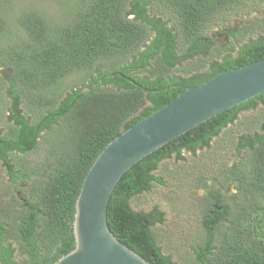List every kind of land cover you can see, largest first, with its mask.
Wrapping results in <instances>:
<instances>
[{
  "label": "trees",
  "instance_id": "trees-1",
  "mask_svg": "<svg viewBox=\"0 0 264 264\" xmlns=\"http://www.w3.org/2000/svg\"><path fill=\"white\" fill-rule=\"evenodd\" d=\"M37 1L16 8L18 0H0V164L8 181L1 197L10 200L0 204V264H53L68 254L76 198L109 142L175 100L184 87L264 59V16L240 29L234 43L243 44L234 58L214 59L234 50L233 42L214 50L203 43L212 23L237 10L259 14L264 0H52L65 6L57 15L37 8ZM209 49L207 59L196 56ZM178 67L184 76L171 75ZM73 74L81 76L68 83ZM258 105L264 106V93L134 164L108 201L113 236L149 264H177L161 252L153 233L164 212L157 205L135 211L130 201L153 183L164 184L153 174L160 162L209 148L238 114ZM252 128L237 148L246 153L242 169L233 166L223 178L212 177L221 187L234 182L236 194L214 190L219 210L205 202L204 236L191 247L193 264H264V120ZM41 144V163L13 165L16 156L34 154ZM208 181L199 176L196 186L207 189Z\"/></svg>",
  "mask_w": 264,
  "mask_h": 264
},
{
  "label": "water",
  "instance_id": "water-1",
  "mask_svg": "<svg viewBox=\"0 0 264 264\" xmlns=\"http://www.w3.org/2000/svg\"><path fill=\"white\" fill-rule=\"evenodd\" d=\"M263 93L261 59L201 85L184 87V93L175 100L109 142L89 168L75 201L74 248L53 264H149L109 230L106 213L113 188L134 164L152 152L217 114ZM208 185L213 188V183Z\"/></svg>",
  "mask_w": 264,
  "mask_h": 264
},
{
  "label": "rangeland",
  "instance_id": "rangeland-1",
  "mask_svg": "<svg viewBox=\"0 0 264 264\" xmlns=\"http://www.w3.org/2000/svg\"><path fill=\"white\" fill-rule=\"evenodd\" d=\"M29 4L30 0H18L16 8L27 7ZM153 7L156 10L159 9L154 5ZM37 8L56 15L62 14L65 10L62 2L58 5L52 0H38ZM232 13L225 17L228 22L232 21ZM212 28L208 29L209 33ZM253 38H256V34ZM246 41L245 38L243 42ZM195 61L196 59L193 60V63ZM183 66L188 68L186 63ZM182 68L178 67L171 75L184 76ZM80 76L73 74L67 78V82H74ZM263 120L264 106H259L248 112H241L233 124L227 125L218 136L212 138L209 148L198 149L195 155L182 151V160L172 157L160 162L158 169L153 174L162 178L164 184L153 183L149 192L130 201L131 209L135 211H148L157 205L164 212V223L155 225L153 233L161 252L164 255H169L171 261L177 264H193L191 247H196L204 236L201 226L204 213L201 198L204 192L196 186L199 176L207 178L208 183L211 184L214 182L213 176L223 178L229 174L230 168L233 166L242 169V156L246 154L244 150L240 154L241 157L231 159L237 154L238 140L252 127L255 129ZM44 154L45 145L41 144L36 153L28 156H16L12 163L16 167L17 164L26 162L31 168L44 160ZM7 184L5 168L0 164V204L10 201L8 198L1 197ZM231 186L229 184L227 187L230 188L228 192L230 197L236 194V184L232 182ZM22 187L24 188L25 185ZM11 192L20 200L21 194L18 189Z\"/></svg>",
  "mask_w": 264,
  "mask_h": 264
},
{
  "label": "flooded vegetation",
  "instance_id": "flooded-vegetation-1",
  "mask_svg": "<svg viewBox=\"0 0 264 264\" xmlns=\"http://www.w3.org/2000/svg\"><path fill=\"white\" fill-rule=\"evenodd\" d=\"M232 15H233L232 21L228 22V19H227V21H225V20H220L218 22L216 21L215 23H212V25H211V27H213L212 30H211V33L208 32V29L204 33L203 43L211 42V45H210V49L211 50H214V49H217V48H220V47L223 48L226 44L229 45L230 42H233L232 44L234 45L235 44L234 43V39L236 38L238 40V35L240 34V29H242L244 26H247L248 24H250L258 16L259 17H263L264 16V8L262 9V11L259 14L255 13V12H252V11L248 12L247 14H244L243 11L242 12H240V11L236 12L235 11L234 13H232ZM231 33H233L234 35L231 34ZM242 44L243 43H241V42L236 43L234 45V50H232L229 47V51L224 52L222 55H219L218 58H214V59L217 60L218 62H222L225 57H231V58L236 57V55L238 53V49H239L240 46H242ZM222 48H221V50H222ZM210 49L208 51H206V53L200 52L196 56H199V55L203 54L202 57L204 59H207L209 57ZM176 50H177V54H178L179 53V49H176ZM178 55H181V54L179 53ZM188 62H189V60H184V61H182L181 65H183L185 63H188ZM205 65L208 66L209 62H207ZM174 71L175 70H172V72H174ZM259 106H263V105H258V107ZM245 112H248V111H245ZM242 139H243V136H241L239 138L238 146L240 145L239 141L242 140ZM238 146H237V148H238ZM237 148H236L237 154L235 156H232L231 159H234L236 157H241L240 154H241V152L243 150L242 149L237 150ZM165 160H168V159H165ZM228 184H230V186H231L232 182L229 181ZM217 188L220 189V193L221 194H225V195L229 194L228 192H229L230 188L228 189L227 186L226 187H221V184L217 183L215 180L213 182V188H207V189L199 188L201 191L204 192L203 197L201 198L202 199L201 204L203 205V209H204V204L207 201V202H211L210 203V207H212V210L215 209V208H217V210H219V208L215 204V198H214V196H215L214 190H216ZM204 198H205V200H204ZM203 201H204V203H203ZM212 210L208 211V212H205V213L212 214L213 213Z\"/></svg>",
  "mask_w": 264,
  "mask_h": 264
}]
</instances>
